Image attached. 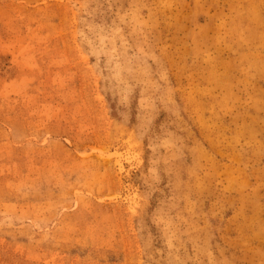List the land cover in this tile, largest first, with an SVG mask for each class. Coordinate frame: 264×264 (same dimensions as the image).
Instances as JSON below:
<instances>
[{
  "label": "rangeland",
  "instance_id": "obj_1",
  "mask_svg": "<svg viewBox=\"0 0 264 264\" xmlns=\"http://www.w3.org/2000/svg\"><path fill=\"white\" fill-rule=\"evenodd\" d=\"M264 0H0V264H264Z\"/></svg>",
  "mask_w": 264,
  "mask_h": 264
},
{
  "label": "crops",
  "instance_id": "obj_2",
  "mask_svg": "<svg viewBox=\"0 0 264 264\" xmlns=\"http://www.w3.org/2000/svg\"><path fill=\"white\" fill-rule=\"evenodd\" d=\"M263 25H264V20H263Z\"/></svg>",
  "mask_w": 264,
  "mask_h": 264
}]
</instances>
